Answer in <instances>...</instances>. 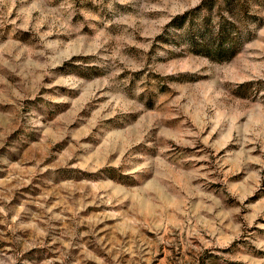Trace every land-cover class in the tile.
Wrapping results in <instances>:
<instances>
[{"label":"rangeland","instance_id":"rangeland-1","mask_svg":"<svg viewBox=\"0 0 264 264\" xmlns=\"http://www.w3.org/2000/svg\"><path fill=\"white\" fill-rule=\"evenodd\" d=\"M201 0H0V264H264V0L216 61Z\"/></svg>","mask_w":264,"mask_h":264},{"label":"trees","instance_id":"trees-1","mask_svg":"<svg viewBox=\"0 0 264 264\" xmlns=\"http://www.w3.org/2000/svg\"><path fill=\"white\" fill-rule=\"evenodd\" d=\"M250 6V0H201L168 25L186 29L191 52L216 61L229 60L240 50L247 23L255 18Z\"/></svg>","mask_w":264,"mask_h":264}]
</instances>
